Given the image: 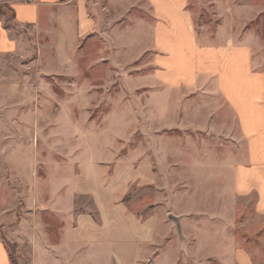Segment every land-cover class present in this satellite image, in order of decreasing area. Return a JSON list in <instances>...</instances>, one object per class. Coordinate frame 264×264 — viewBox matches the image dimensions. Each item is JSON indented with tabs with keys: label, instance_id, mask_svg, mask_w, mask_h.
<instances>
[{
	"label": "rangeland",
	"instance_id": "obj_1",
	"mask_svg": "<svg viewBox=\"0 0 264 264\" xmlns=\"http://www.w3.org/2000/svg\"><path fill=\"white\" fill-rule=\"evenodd\" d=\"M84 8L83 33L71 20L39 39L40 61L9 64L30 106L0 119L8 124L0 145L4 135L20 146L13 159L0 158L5 198L14 201L6 214L16 216L5 228L28 220L34 176L38 221L55 243L67 227L61 185L72 170H148L152 180L131 184L122 200L138 217L160 220L157 253L166 264H235L236 249L264 264L255 195L233 190L247 145L227 101L245 114V132L264 129V94L246 95L244 110L239 99L245 85L264 88V0H85ZM80 212L93 213L90 199L75 201ZM3 225L0 240L17 264Z\"/></svg>",
	"mask_w": 264,
	"mask_h": 264
},
{
	"label": "crops",
	"instance_id": "obj_2",
	"mask_svg": "<svg viewBox=\"0 0 264 264\" xmlns=\"http://www.w3.org/2000/svg\"><path fill=\"white\" fill-rule=\"evenodd\" d=\"M84 7L85 0H0V119L18 118L24 108L30 106L29 89L26 83L12 78L15 72L9 64L31 55L34 58L20 66L27 67V64L40 61L39 39L49 40L54 31L65 27L71 20L77 31L82 32L86 28ZM31 44L36 48H31ZM257 89L259 94H264L263 87L249 84L239 91V99L244 102L243 110L245 106L249 107L246 100L250 97L246 98V95H255ZM227 101L236 111L241 137L247 145L244 163L233 170V190L239 197L254 194V211L264 217V129L245 132V114L228 97ZM260 125L264 128V120ZM14 138L2 136L0 158L16 157L20 146L14 143ZM8 142L14 144L4 145ZM29 142V151L35 156L37 137L32 136ZM71 174L67 184L61 185L65 186L68 199L61 205L64 209L60 218L67 227L60 232L55 243L38 221L40 203L33 172L30 171L33 180L29 185L30 199L25 202L28 220L20 219L18 227L12 231L3 223L10 222V217L15 223L16 216L7 215L5 209L14 206V201L5 198L9 187L0 182V224L4 234L8 233L5 239H10L16 249L17 264H166L157 253L160 238L155 224L160 220L152 216L138 217L122 200L131 184L146 185L152 180L148 170H72ZM50 189L53 196L54 190ZM81 198L91 200L93 213H74L75 201ZM52 201L47 204V209L52 207ZM24 256L28 258L27 262ZM233 259L235 264H253L243 249H236ZM0 264H12L2 240Z\"/></svg>",
	"mask_w": 264,
	"mask_h": 264
},
{
	"label": "water",
	"instance_id": "obj_3",
	"mask_svg": "<svg viewBox=\"0 0 264 264\" xmlns=\"http://www.w3.org/2000/svg\"><path fill=\"white\" fill-rule=\"evenodd\" d=\"M171 218V217H170ZM173 224L175 225V227L177 228V233H178V236L180 238H182V235H181V230H180V226H179V223H178V220L176 218H171Z\"/></svg>",
	"mask_w": 264,
	"mask_h": 264
},
{
	"label": "trees",
	"instance_id": "obj_4",
	"mask_svg": "<svg viewBox=\"0 0 264 264\" xmlns=\"http://www.w3.org/2000/svg\"><path fill=\"white\" fill-rule=\"evenodd\" d=\"M10 259H11V258H10ZM11 263H12V264H15L12 260H11Z\"/></svg>",
	"mask_w": 264,
	"mask_h": 264
}]
</instances>
